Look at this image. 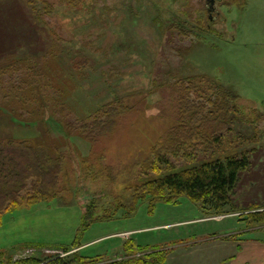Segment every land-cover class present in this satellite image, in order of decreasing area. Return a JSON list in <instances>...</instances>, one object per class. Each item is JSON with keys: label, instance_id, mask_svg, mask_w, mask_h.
Wrapping results in <instances>:
<instances>
[{"label": "rangeland", "instance_id": "1", "mask_svg": "<svg viewBox=\"0 0 264 264\" xmlns=\"http://www.w3.org/2000/svg\"><path fill=\"white\" fill-rule=\"evenodd\" d=\"M71 1L0 0V141L28 140L63 157L54 198L2 212L0 257L34 248L35 264H77L75 253L95 264L161 249L166 264H226L238 243L264 244V222L247 217L264 210V121L250 123L252 107L264 114V0H214L213 12L209 0ZM185 77H196L207 96L218 83L240 99L234 130L213 155L250 151L233 206L208 214L183 195L141 201L124 216L133 190L155 176L140 163L177 124L179 96L169 83ZM116 101L127 109L91 139L88 127ZM116 205L124 207L115 215ZM87 207L104 219L87 216L85 224ZM131 239L143 248L124 250Z\"/></svg>", "mask_w": 264, "mask_h": 264}, {"label": "trees", "instance_id": "2", "mask_svg": "<svg viewBox=\"0 0 264 264\" xmlns=\"http://www.w3.org/2000/svg\"><path fill=\"white\" fill-rule=\"evenodd\" d=\"M73 1L78 0L71 2ZM25 64L16 65V68H21ZM29 68L31 69L27 73L30 74L34 67ZM26 80L33 84L30 76ZM195 81L196 77H185L169 83L179 96L177 124L155 142L149 154L140 163L143 173L152 172L155 176L149 177L133 190L130 205L126 208L124 216L133 214L141 201L147 200L150 206L158 201L176 203L183 195L199 204L208 214H219L233 206L231 194L241 173L250 167L248 154L250 151L241 150L237 153L238 151L234 150L235 153L230 155L218 157L213 155L224 150V144L234 130L233 117L239 112L237 101L240 99L217 82L218 88L215 90H212L211 85L208 87L214 92L215 97L207 96L209 90L199 89ZM210 82L213 85L214 81ZM192 94L195 96L192 97ZM125 107L127 106L121 101L108 103L101 108V119H96L91 127L82 125L76 129L81 134L88 127L92 132L91 139L98 138L99 134L113 126L116 118L127 109ZM251 111V124L256 125L264 121V114L261 111L255 107H252ZM15 116L20 115L15 113ZM67 124L68 128H75L72 123ZM199 156H209L211 160L195 166L178 168L179 160L190 162ZM62 160L63 157H52L44 147H34L28 140L0 141V221L3 211L9 207L17 208L23 200L33 204L54 198L59 191L58 174ZM107 168L110 171L108 179L113 181L112 168L106 166L105 169ZM121 206L124 207L116 205L112 213L116 215ZM93 214L92 208L87 207L82 217L85 224L89 223L87 216H91L90 222L104 219L99 216L93 217ZM247 217L251 222H264V210H251ZM132 241L131 239L128 243ZM134 246L143 248L135 245L133 241V244L126 245L124 250L127 251ZM166 253L161 249H153L150 254L141 258L103 260L95 264H166ZM71 261L77 264H94L90 260L85 262L77 253L73 255ZM35 263L38 261L31 258L18 264ZM65 263L66 260L55 259L48 264Z\"/></svg>", "mask_w": 264, "mask_h": 264}, {"label": "crops", "instance_id": "3", "mask_svg": "<svg viewBox=\"0 0 264 264\" xmlns=\"http://www.w3.org/2000/svg\"><path fill=\"white\" fill-rule=\"evenodd\" d=\"M237 245L236 251L226 257V264H264V244L243 242ZM230 258L232 259L228 261Z\"/></svg>", "mask_w": 264, "mask_h": 264}, {"label": "built area", "instance_id": "4", "mask_svg": "<svg viewBox=\"0 0 264 264\" xmlns=\"http://www.w3.org/2000/svg\"><path fill=\"white\" fill-rule=\"evenodd\" d=\"M37 252V249L34 248H28L26 250L21 251L20 253H18L17 255H13L11 258H9L8 260H5V258L0 257V264H15L17 263V261H21V260H28L31 259L33 257H35V253ZM42 254L46 255L45 253L46 250H41ZM55 258V257H60L59 255H50V258ZM40 262V261H39Z\"/></svg>", "mask_w": 264, "mask_h": 264}, {"label": "flooded vegetation", "instance_id": "5", "mask_svg": "<svg viewBox=\"0 0 264 264\" xmlns=\"http://www.w3.org/2000/svg\"><path fill=\"white\" fill-rule=\"evenodd\" d=\"M214 2H215L214 0H209V7H208V10H209L210 12L215 11Z\"/></svg>", "mask_w": 264, "mask_h": 264}]
</instances>
